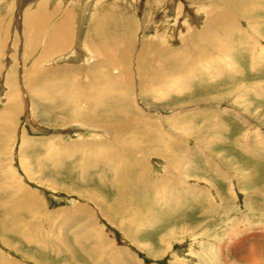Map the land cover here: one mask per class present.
<instances>
[{
  "label": "rangeland",
  "instance_id": "374dc122",
  "mask_svg": "<svg viewBox=\"0 0 264 264\" xmlns=\"http://www.w3.org/2000/svg\"><path fill=\"white\" fill-rule=\"evenodd\" d=\"M42 1L0 0V264H264V0H49L105 47L52 61Z\"/></svg>",
  "mask_w": 264,
  "mask_h": 264
},
{
  "label": "bare ground",
  "instance_id": "6f19581e",
  "mask_svg": "<svg viewBox=\"0 0 264 264\" xmlns=\"http://www.w3.org/2000/svg\"><path fill=\"white\" fill-rule=\"evenodd\" d=\"M49 0H47V2H48ZM219 1H222V0H219ZM34 2H35V0H34ZM39 2H40V0H39ZM47 2H44V1H42L38 6H37V8H35V10L33 11V12H29V11H27V12H25V13H23V15H22V19H23V22H24V30H25V33H26V41L27 42H29L28 43V47L29 48H32V47H34L36 44H38L39 42L41 43V41H43V39L45 40V41H43V42H46L45 43V45L43 46L44 47V49L42 50L43 52H41L42 54L41 55H39L40 56V58L41 59H46V58H48V57H52L54 54H55V51H59V53L61 52L60 50H63L65 47H67V48H69L68 46H70V44H71V48H72V44L74 43V41H71L72 39H71V37H70V34H69V29H70V27H69V23H70V21H69V18L70 17H72L71 16V13H65L64 14V16H63V18L61 17V22H59L58 24H56V25H52L51 23H50V21H52L53 19L52 18H54L53 16L54 15H56V13H57V10H58V8L57 9H55L54 11H49V8H50V6H49V2L47 3ZM54 2V1H53ZM80 2V1H79ZM98 2V1H97ZM218 2V1H217ZM28 3V2H27ZM62 3V2H61ZM38 4V3H37ZM87 4V3H86ZM106 5H101V7H100V9L99 10H95L96 12H100V11H104L105 10V8H108V7H110V5L111 4H109V3H105ZM123 4V3H122ZM36 5V4H35ZM72 5H73V3H72ZM116 5V4H115ZM64 6V5H63ZM70 6V5H69ZM120 6V5H119ZM2 7V6H1ZM104 9H103V8ZM53 8H56V7H53ZM52 8V9H53ZM69 8V7H68ZM77 8L78 9H81V10H78L79 12H83L82 10H86V9H84V8H82V4H80V5H78L77 4ZM111 8V7H110ZM52 9H50V10H52ZM195 10V9H194ZM86 12V11H85ZM88 12V11H87ZM108 12V11H107ZM63 14V13H62ZM78 14V13H77ZM122 14V13H121ZM98 15V14H97ZM78 16V15H77ZM99 16V15H98ZM109 16V15H108ZM58 17V16H57ZM79 17H80V14H79ZM104 18V17H103ZM121 18V17H120ZM57 19V18H56ZM59 19V18H58ZM79 19H81V21H83V17L81 16V18H78V21H79ZM124 19V18H123ZM93 20V19H92ZM96 20H98V19H96ZM117 21H118V19H116ZM120 21H122V20H120ZM90 22V21H89ZM92 22V21H91ZM96 22H98V21H96ZM95 22V23H96ZM99 22H102V23H104L103 22V20H99ZM51 24L52 25V29H48V24ZM101 23V24H102ZM98 24V23H97ZM97 24H95V25H97ZM91 26V25H90ZM100 26V25H99ZM98 26V27H99ZM103 26V25H102ZM102 26H100V28H102ZM225 26V25H224ZM96 27V26H95ZM97 27V28H98ZM99 28V29H100ZM105 28V27H104ZM95 30H96V28H94ZM102 31H103V29H102ZM76 33V32H75ZM79 33V32H78ZM96 33V32H95ZM98 35V34H97ZM96 35V36H97ZM98 37H99V35H98ZM77 38H78V35L76 36V40H77ZM97 38V37H96ZM104 38V37H103ZM93 39V38H92ZM100 39V38H99ZM75 40V41H76ZM78 41V40H77ZM79 41H81V40H79ZM96 42H90V41H88V40H82V42H83V44H82V47H84L85 49H87L88 51H90L93 55L94 54H96L97 56H99V53H100V51L102 50V48H103V46L101 47V45L100 44H98L99 42L97 41V39L95 40ZM71 42V43H70ZM73 42V43H72ZM98 42V43H97ZM109 43V42H108ZM74 45V44H73ZM103 45V44H102ZM107 45V44H106ZM105 46V45H104ZM118 46V45H117ZM28 47H26L27 49H29ZM82 47H79L78 45L76 46V48L74 49V51H73V48L71 49L72 51H73V55H72V58L74 57V59H76V58H78V57H80V56H82V54L84 53L83 52V50H81L82 49ZM131 47V46H130ZM18 48V47H17ZM41 48V47H40ZM105 48V47H104ZM103 48V49H104ZM108 49V48H107ZM107 49H105V50H107ZM117 50V49H116ZM143 50H145V48L143 49ZM83 52V53H82ZM24 53V52H23ZM68 53V52H67ZM106 53H108L107 51H106ZM113 54H114V52H112ZM39 54V53H38ZM37 54V55H38ZM63 54V52L61 53V55ZM70 54V53H69ZM72 54V53H71ZM105 54V53H104ZM128 54V53H127ZM144 54V53H143ZM33 55V54H32ZM84 55V54H83ZM88 56V55H87ZM103 56V55H102ZM105 56V55H104ZM125 56V55H124ZM93 57V56H92ZM96 57V56H95ZM94 57V58H95ZM107 57V56H106ZM141 57H143L144 58V55L143 56H141ZM141 57H140V60H141ZM25 58H27V57H25ZM63 58H70V56L69 55H64V57ZM100 58H102V57H100ZM118 58V57H117ZM138 58H139V56H138ZM49 59V58H48ZM52 59H54V58H52ZM52 59H49V60H47L46 59V61H52ZM40 60V59H39ZM59 60V59H58ZM62 60V59H61ZM106 60V59H105ZM121 60V59H120ZM124 60V59H123ZM137 60V59H136ZM139 60V61H140ZM17 61V60H16ZM45 61V60H44ZM146 61H149L148 59L146 60ZM34 62V61H33ZM58 62V61H57ZM106 62H107V65H108V67L109 66H114V67H116V66H118L119 65V63H118V59L117 60H114V59H111V58H108L107 60H106ZM122 62V61H121ZM102 63V62H101ZM122 63H124V62H122ZM127 63V62H126ZM138 63H140V62H138ZM142 63V62H141ZM148 63V62H147ZM46 64H47V62H46ZM118 64V65H117ZM48 65V64H47ZM100 65V64H99ZM126 66L128 65V64H125ZM137 65V64H136ZM148 65V64H147ZM34 66H35V71L34 72H36L37 70L39 71V73H41V72H45L43 69V66L44 65H42V64H39V62L38 63H36V64H34ZM124 66V65H123ZM151 66V65H150ZM123 68V67H122ZM128 68V70H129V67H127ZM126 68V69H127ZM139 68V67H138ZM142 68V67H141ZM145 68V67H144ZM118 69V68H117ZM124 69V68H123ZM126 69H125V72H126ZM33 70H34V67H33ZM69 70V69H68ZM37 71V72H38ZM121 71V70H120ZM124 71V70H123ZM124 73V72H123ZM124 75L126 76V74L124 73ZM128 75V74H127ZM127 77V76H126ZM147 77V76H146ZM42 78V77H41ZM130 78V77H129ZM38 80H35V82H36V85L38 86V85H41V83H43V82H45L46 80H44L43 81V79H41L40 81L41 82H39V79L40 78H37ZM109 80V79H108ZM110 80H112V79H110ZM141 80V79H140ZM148 80V81H147ZM39 82V83H38ZM48 82V83H47ZM96 82H99V81H96ZM125 82H128L127 84L130 86L131 84H130V79H126V81ZM149 82H150V80H149V78L148 79H144V80H142V85H146L147 86V84H149ZM34 83V82H33ZM46 83L47 84H49V83H52V82H50V81H46ZM53 84V83H52ZM97 84V83H96ZM108 84H110V82H108ZM124 84H126V83H124ZM32 85V84H31ZM71 85H73V84H71ZM102 85V84H101ZM116 85H119V83H118V81L116 82H112V87H110V89H113V87H115ZM34 86H35V84H34ZM36 86V87H37ZM53 86V85H52ZM52 88H54V87H52ZM51 88V89H52ZM38 89V88H37ZM41 89H43V87H41ZM49 90V91H52V90ZM55 89V88H54ZM96 90V89H95ZM38 92H40L41 90L39 89V90H37ZM54 91V90H53ZM56 91V90H55ZM97 92V91H96ZM48 93V92H47ZM52 94V93H51ZM61 94V93H60ZM43 95H45V94H43ZM48 95V94H47ZM50 96V95H49ZM68 96V95H67ZM70 96V95H69ZM88 96V95H87ZM92 95H90V97H91ZM107 96V95H106ZM39 97L41 98V95L39 94ZM58 97V96H57ZM64 97V96H63ZM92 98V97H91ZM43 99V98H42ZM49 99V98H48ZM54 99V98H53ZM90 99V98H89ZM44 100H46V99H44ZM51 100V99H50ZM88 100V99H87ZM91 100H94V99H91ZM96 100V99H95ZM95 100H94V102H95ZM47 101V100H46ZM101 101H102V99H101ZM100 101V102H101ZM52 102V101H51ZM73 102V101H72ZM75 102V101H74ZM85 102H87V101H85ZM78 103V102H77ZM88 103V102H87ZM98 103V102H97ZM100 104V103H99ZM103 104V103H102ZM95 105V104H94ZM94 105H93V108H94ZM104 105V104H103ZM100 106V105H99ZM98 106V107H99ZM102 107V106H101ZM104 109V108H103ZM90 110V109H89ZM92 111V110H91ZM88 112H90V111H88ZM101 112V111H100ZM105 124V123H104ZM102 125V124H101ZM111 125V124H110ZM98 126V125H97ZM103 127V126H102ZM116 129V128H115ZM242 144V143H241ZM255 156H257V155H255ZM119 180H120V178H118Z\"/></svg>",
  "mask_w": 264,
  "mask_h": 264
},
{
  "label": "crops",
  "instance_id": "0c3cea01",
  "mask_svg": "<svg viewBox=\"0 0 264 264\" xmlns=\"http://www.w3.org/2000/svg\"><path fill=\"white\" fill-rule=\"evenodd\" d=\"M222 136V135H221ZM238 147H240V148H242L243 150H244V148H246L247 147V145H245V144H241L240 142H238ZM249 151V150H248ZM244 152V151H243ZM245 154H247L246 152H244ZM238 162V159H237V157L235 158V160L233 161V163H237ZM249 166V165H248ZM263 186V185H262Z\"/></svg>",
  "mask_w": 264,
  "mask_h": 264
},
{
  "label": "water",
  "instance_id": "95a60500",
  "mask_svg": "<svg viewBox=\"0 0 264 264\" xmlns=\"http://www.w3.org/2000/svg\"><path fill=\"white\" fill-rule=\"evenodd\" d=\"M30 122V126L32 127V128H35V124L30 120L29 121Z\"/></svg>",
  "mask_w": 264,
  "mask_h": 264
}]
</instances>
